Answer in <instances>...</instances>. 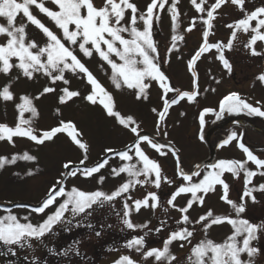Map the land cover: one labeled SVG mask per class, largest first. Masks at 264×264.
<instances>
[{
  "label": "snow or ice",
  "instance_id": "1",
  "mask_svg": "<svg viewBox=\"0 0 264 264\" xmlns=\"http://www.w3.org/2000/svg\"><path fill=\"white\" fill-rule=\"evenodd\" d=\"M229 2L237 6L244 16L225 25L232 29L226 44L222 41L210 43L209 36L214 27L213 21L216 19L217 10ZM51 3L56 6L57 10L46 7L45 0H0V18L6 21V23H0V37H3V40L0 41V73L8 75L13 68H16L29 80L34 79L36 74H41L47 77L49 83L53 85L57 82H62L64 85L70 84L65 73H72L84 79L91 88L84 99L92 105H100L105 114L114 118L118 125L133 134L134 139L130 145L125 146L124 150L106 148L105 157L92 167H73L71 161L66 162L63 168L68 172L62 173V176L71 175L74 177L80 173L85 178H90L108 166L111 158L118 157L125 163L118 167H112L111 176L116 178L125 174L127 179L110 193L102 190L84 191L75 186L66 190L63 186L64 181L58 179L49 189L46 198L38 206L31 207V212L39 215L45 214L47 209L57 205L55 210L46 214L40 222L34 224L28 216L19 218L17 215L11 214V209H5L9 214L0 216V243L9 246L8 251L12 254H15L13 246L30 249L34 243H42L56 226L70 225L77 216H90L97 207L102 208L105 203H111L121 197H124L123 224L133 231L137 228H148L149 222L140 225L134 224L131 220V212H139L142 208L154 211L161 207L160 197L156 192H149L143 199H136L130 205L128 201L131 200V196L126 194L130 193L137 185L143 187L151 184L154 188L160 189L162 184L171 186L175 180L165 175L159 161L147 154L144 147L147 146L159 156L166 157L170 154L175 160V177L181 183L170 194L167 205L181 214L177 224L182 227L170 231L168 237L163 241L162 248L153 247L144 250V236L148 235L147 232L144 236H135L128 240L125 246L141 253L143 261L152 258L156 264H173L176 261V256L170 250L173 242H179L181 248L184 247L185 242L190 245V253L185 258L187 264H254L253 257L258 254L259 249L252 246V241L259 238L258 233L264 232V221L259 224L252 223L250 220L242 218L241 214L246 211L245 198H250L253 203H256L253 193L264 192V184L249 187L254 177L264 176V159L255 155L242 142L243 133L238 135L236 132H232L218 147L223 148L236 141L237 147L246 156L245 160L220 159L203 167L201 164H195L193 170L185 171L182 167L179 149L175 148L171 142L160 143L155 137L142 134L140 124L133 116L122 115L116 109L112 94L104 88L81 60L77 49L85 58L91 59L93 55L97 56L103 62L101 67L106 64L111 69L110 80L114 87L118 90L124 87L133 90L137 100H146L148 89L152 82H155L161 90V100L163 101L161 110L152 109L157 114V135L162 133L167 137V131H162V129L165 127L164 122L170 108L182 101L198 102L197 97L200 95V89L196 64L205 53L215 49L216 59L221 62L224 69L231 73L232 65L224 54L225 50H232L238 31L245 34L251 31L253 34L244 47L249 49L253 56L264 55V53L257 52L254 47L257 41L264 42V31H261L264 29V6L248 12L244 7L245 0H215L207 8L204 7L207 0H200L199 3L197 0H190L198 13H206V16L200 17L205 28L199 48L187 61V70L193 78L192 88L182 91L180 88L172 86L169 77L161 70V57L152 34L154 17L157 21L160 19L154 10H164L168 0H151L143 12L132 0H101L100 6H97L94 0H51ZM178 3L179 0H172L167 9L171 14V27L174 33L171 36V46L167 49L169 58L172 52L179 51L178 41L184 40L183 35L176 34L179 28ZM32 6H35L54 24L59 34L46 26L36 15H33L30 10ZM129 11L130 16H126ZM20 14L26 18V23L17 25L16 19ZM253 21H255L254 27L252 26ZM139 22H142L143 28L137 26ZM28 24L33 25L42 33L44 38L42 41L38 42L35 38L29 39L26 31ZM195 26L196 18H193L185 31L191 32ZM167 62L168 60H164V63ZM18 78L16 77V79ZM213 79L215 78L213 77ZM256 79L264 84V73L259 74ZM215 82L219 83L220 81L216 80ZM10 88L11 81L0 89V99L5 102L14 101L15 96ZM211 90L215 91V89ZM55 91L56 88L45 86L34 98L27 95L21 96V103L16 104L17 123L15 127L0 124V140L14 143L13 137H26L37 145H43L46 141H52L58 134H66L71 143L82 150L83 159L79 163L85 165L89 146L82 140L83 134L74 122L61 120L58 126L37 133L31 126L33 120L24 118L26 112L30 113L32 118L38 117L39 113L33 100ZM60 92L62 93L58 97L60 104H66L80 96L78 90H70L68 87L61 88ZM170 93L174 95L170 96ZM209 113L214 114L217 120L221 119L225 113H245L249 116L264 118V105L260 101H256L254 106L242 98L239 93H228L219 101L218 110L204 108L199 112L198 139L201 141L204 140L205 116ZM17 160L35 161L36 157L27 152L23 155H13L11 159L0 157V169H3L7 164H15ZM248 162H252L256 166V170L249 169L246 166ZM225 173L231 174L234 179H239L241 173L243 174L244 190L240 196V203L229 198L230 185L224 179ZM33 174L32 171L27 173V175ZM104 180L105 177L100 176L98 182L102 184ZM217 186L221 189L220 200L230 206L235 216L216 215L209 209L193 221L188 215L190 209L194 205L202 207L205 198L209 193H215ZM188 194H190V198L187 199L184 206L181 207L175 203L178 197ZM58 198L63 199L57 204ZM17 207L28 206L17 205ZM164 211L167 212L168 208H165ZM66 213H70L71 218L67 217ZM21 219L25 222H21ZM223 224L229 225L232 229L231 234L224 241L216 242L208 238V230L211 227ZM165 225L166 221H160L159 227L149 229V231L159 233L163 231ZM188 225H193V228L190 230ZM194 225H200L204 238L192 244ZM77 226H80L79 221ZM88 227H91V224ZM96 235L99 236L100 232L97 231ZM245 254L248 257L247 260L242 259ZM63 255L67 256L68 250H65ZM33 264L36 262L33 261ZM114 264H139V262L133 260L129 255H123Z\"/></svg>",
  "mask_w": 264,
  "mask_h": 264
},
{
  "label": "rangeland",
  "instance_id": "2",
  "mask_svg": "<svg viewBox=\"0 0 264 264\" xmlns=\"http://www.w3.org/2000/svg\"><path fill=\"white\" fill-rule=\"evenodd\" d=\"M132 2L143 12L151 0H132ZM199 2L200 0H197V3ZM214 2L215 0H207L204 7L207 8ZM94 3L100 6L101 0H94ZM171 3L172 0H168L164 10H154L160 19L157 21L154 17L153 39L157 43L161 57V70L169 77L172 86L180 88L182 91L191 90L193 78L187 70V61L202 42V32L205 26L200 17L206 16V13H198L190 3V0H179L177 4L179 23L183 24L181 30H177L176 34H183L184 40L179 41V51L172 52L169 58L167 49L171 45L170 33L173 31L171 30V14L167 9ZM45 6L52 10H57L51 0H45ZM260 6H264V0H245L244 7L248 12ZM30 10L46 26L59 34L54 24L41 14L35 6H32ZM126 16H130V11L126 13ZM243 16L244 13L230 2L219 8L216 13V19L213 21L214 27L211 30L209 42L222 41L226 44L232 29L227 28L225 25L233 23L243 18ZM193 18H196V26L191 32H186L185 29L189 27ZM0 23H6V21L0 18ZM23 23H26V18L20 14L17 16L16 24L20 25ZM137 26L143 28L142 22H139ZM252 26H255V21L252 22ZM26 31L29 39L35 38L38 42L44 39L42 33L31 24H28ZM261 31H264V29ZM252 34L251 31L247 34L238 31L232 50H225L224 54L232 65L231 73L224 69L221 62L216 59L217 53L215 49L205 53L197 61L196 70L199 76L200 89V95L197 97L198 102L187 103L182 101L170 108L164 122L165 127L162 129V131H167V137L163 136L162 133L157 135V114L152 109L161 110L163 101L161 100V90L155 82H152L150 89H148V98L146 100H137L133 90H129L126 87L118 90L114 87L110 80L111 69L106 64L101 67L103 62L97 56L93 55L91 59L85 58L79 53L78 49L77 54L97 80L112 94L116 109L122 115L133 116L140 124L141 132L152 134L158 142H171L175 148L179 149L184 170L191 171L195 164L208 161L212 152L213 160L209 164L215 163L220 159L245 160L246 156L237 147L236 141L223 148L218 147L232 132H236L238 135L243 133L242 142L255 155L264 159V123L257 126L245 119L243 113H225L223 118L215 123L216 125L214 126H210V124L211 121L216 120L215 115L212 113L207 114L203 129L204 140L198 139L200 132L199 112L204 108L218 110L219 101L228 93L237 92L254 106L256 101H260L264 105V84L256 79L259 74L264 73V55L253 56L250 50L244 47V44L248 42ZM2 40L3 37H0V41ZM254 47L257 52L264 53V42L257 41ZM164 60H168V62L164 63ZM16 77L19 78L16 79ZM65 77L70 81V84L64 85L62 82H57L53 85L49 83L47 77L41 74H36L34 79L29 80L20 74V70L16 68H13L8 75L0 73V89L11 81L10 91L15 96L14 101L5 102L0 99V124L15 127L18 117L16 104L21 103L20 97L27 95L30 98H34L45 86H51L56 88L55 92L33 100L34 106L39 113L38 117L32 118L31 114L27 112L24 114L25 119L33 120L31 126L37 133L58 126L61 120L74 122L78 130L83 134L82 140L89 146L85 165L90 166L97 163L100 157L105 155L106 148L121 150L126 145H130L134 139L133 134L118 125L114 118L108 117L100 105H92L84 99L91 90L85 80L72 73H65ZM216 80L220 82L216 83ZM63 87H68L70 90H78L80 96L73 98L66 104H60L58 97L62 94L60 89ZM211 89H215V91L213 92ZM169 95L172 96L174 94L170 93ZM57 109H59V112H57ZM231 118L239 119L244 125H237L239 127L231 126L232 124L229 121V124L226 122L227 125L224 124L223 126L219 123L221 121L224 123L225 120ZM213 127L220 128L212 132L209 141H207L206 132ZM13 141L14 143H9L7 140H0V157L11 159L13 155H23L27 152L35 156L36 160H17L15 164H7L3 169H0V204L5 206L4 208L0 207V216L9 214L5 209H11V214L17 215L19 218L28 216L32 223L40 222L46 214L54 211L57 205L47 209L45 214L39 215L32 213L29 207L11 208V206L17 203L38 206L46 198L49 189L58 179L63 180L64 178L63 186L66 190H70L75 186L84 191L102 190L108 193L127 179L125 174L116 178L111 176L112 167H118L125 163L120 161L118 157L111 158L108 166L90 178H85L80 173L74 177L71 175L62 176V173L66 172V169L63 168L66 162L71 161L72 165H79L80 160L83 159L82 150L72 144L66 134H58L52 141H46L43 145H37L26 137H13ZM144 147L151 158L159 161L164 174L175 180L173 185L162 184L160 189L154 188L151 184L143 187L137 185L130 193L126 194L131 196V200L128 201L130 205L136 199H143L149 192H156L160 197L161 207L154 211L142 208L139 212H131V220L134 224L140 225L149 222L148 228H137L135 231L128 229L134 236H137V230L148 233L144 237V250H147L153 247L162 248L163 241L172 231L171 225H176L180 219L181 214L169 208L167 199L181 181L175 177V160L170 154L162 157L154 150L147 148V146ZM203 166H206V164ZM246 166L251 170H256V166L252 162H248ZM29 171L34 174L27 175ZM100 176L105 177L102 184L98 182ZM224 179L230 185L229 198L240 203V196L244 190L243 174L241 173L239 179H234L231 174L225 173ZM260 184H264V176L257 175L252 179V184L249 187ZM220 195L221 189L217 186L216 192L209 193L205 198L202 207L194 205L190 209L188 213L190 218L195 221L209 209L216 215L235 216L230 206L220 200ZM253 195L256 197L257 202L253 203L250 198H245L246 211L241 214V217L250 220L252 223L259 224L264 221V192L256 191ZM189 198L190 194L182 195L177 198L175 203L182 207ZM62 199L58 198L57 204L62 202ZM123 200L124 197H121L111 203H105L102 208L97 207L90 216H77L70 225L56 226L54 231L47 235L42 243H34V246L30 249L13 246L15 254H12L8 251L9 246L0 243V264H20L22 260H28L30 264H33V261L36 264H111V262L118 260V256L124 254L136 255L130 257L139 262V264H156L152 258L148 261H143L141 253L136 252L135 249H128L125 246L126 244L119 247L115 253L105 256L101 262L83 260V258H89L91 252L94 251L95 245L96 247L98 246V240L91 233L88 234V230H94L99 226H104L105 230L123 228ZM165 208H168L167 212L164 211ZM66 216L71 218L70 213H66ZM78 221L80 226H77ZM160 221H166L163 231L159 233L149 231V229L159 227ZM21 222L25 221L21 219ZM89 224H91L90 228L87 227ZM188 227L191 230L193 225H188ZM194 228L192 244L204 238L200 225H194ZM231 232V227L223 224L211 227L207 235L208 238L216 242H222ZM65 235L68 236V239H62ZM258 236L257 240L252 241V246L259 249L258 254L253 257V261L254 264H264V232L258 233ZM74 237H78L76 241L73 240ZM65 250H68L67 256L63 255ZM170 250L177 258L173 264H187L185 258L190 253V245L187 242L184 243L183 248L179 246V242H173ZM78 257H81L82 260H78ZM242 259L247 260V255H243Z\"/></svg>",
  "mask_w": 264,
  "mask_h": 264
},
{
  "label": "trees",
  "instance_id": "3",
  "mask_svg": "<svg viewBox=\"0 0 264 264\" xmlns=\"http://www.w3.org/2000/svg\"><path fill=\"white\" fill-rule=\"evenodd\" d=\"M182 24L183 23H181V22L179 23V28L177 30H181ZM173 34H174L173 32L170 33V36H172ZM179 35H183V34H179ZM170 42L172 43L171 40H170ZM178 44H179V41H178ZM243 116L249 122H251L257 126H260L261 124L264 123V118H261L258 116H249L245 113H243ZM218 121H220V119L219 120L216 119L214 121H211L210 126L216 125L215 123H217ZM231 126H237V125L232 124ZM237 127H239V126H237ZM87 227H88V225H87ZM180 227H182V225H179V224L171 225V230H178ZM97 231L100 232L99 236L96 235ZM87 233L88 234L91 233V235L95 239L98 240V243H97L98 246L96 247V245H95V247L93 248L94 251L91 252V255L89 256V258H83V260H91V261L97 260V262L98 261L101 262L104 259V257L107 256L108 254L115 253L116 251H118L119 247H122L123 244H126L128 240L135 237L132 233L129 232L128 228L125 225L123 226V228H120L119 230H116V229H106L105 230L104 226H99V227L95 228L94 230H88ZM144 234H145V232H139V230H137V236H144ZM77 238L78 237H74L73 240L76 241ZM62 239H68V236L65 235L64 237H62ZM124 255H127V254H124ZM129 256H136V255H129ZM120 257L121 256H118V259ZM77 259L82 260L81 257L80 258L78 257ZM114 262H111V264H114ZM20 264H30V262L28 260H22L20 262Z\"/></svg>",
  "mask_w": 264,
  "mask_h": 264
},
{
  "label": "water",
  "instance_id": "4",
  "mask_svg": "<svg viewBox=\"0 0 264 264\" xmlns=\"http://www.w3.org/2000/svg\"><path fill=\"white\" fill-rule=\"evenodd\" d=\"M227 121H231V122H236V123H239V124H244L242 121H240L239 119H237V118H231V119H229V120H226L225 122H227ZM219 127H213V128H211V129H209L207 132H206V139H207V141H209V137H210V134L212 133V132H214L216 129H218ZM142 134H148V135H150V136H153V135H151V134H149V133H144V132H141ZM153 137H155V136H153ZM125 149V148H124ZM124 149H121V150H124ZM109 155H111V154H109ZM105 157V155L104 156H102L101 158H100V160L98 161V162H100L103 158ZM213 160V152L211 153V156H210V158H209V160L208 161H206V162H201V163H199V164H201V166L203 165V164H209L211 161ZM97 162V163H98ZM96 164V163H95ZM94 164V165H95ZM94 165H73V167H80V168H83V167H85V166H87V167H92V166H94ZM66 172H68L67 170H66ZM65 172V173H66ZM64 177H66V176H64ZM63 180H64V178H63ZM16 206L17 205H22V206H28L29 208H31V207H35V206H32V205H27V204H19V203H17V204H15ZM0 207L1 208H4L5 206H3V205H1L0 204Z\"/></svg>",
  "mask_w": 264,
  "mask_h": 264
}]
</instances>
